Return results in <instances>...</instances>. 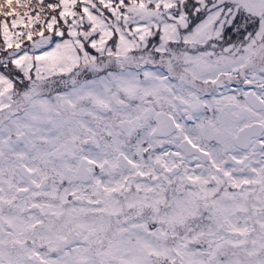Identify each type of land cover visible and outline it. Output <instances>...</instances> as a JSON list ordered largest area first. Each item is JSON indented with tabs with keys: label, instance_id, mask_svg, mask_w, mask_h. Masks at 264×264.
Wrapping results in <instances>:
<instances>
[{
	"label": "snow or ice",
	"instance_id": "1",
	"mask_svg": "<svg viewBox=\"0 0 264 264\" xmlns=\"http://www.w3.org/2000/svg\"><path fill=\"white\" fill-rule=\"evenodd\" d=\"M0 264H264V0H0Z\"/></svg>",
	"mask_w": 264,
	"mask_h": 264
}]
</instances>
